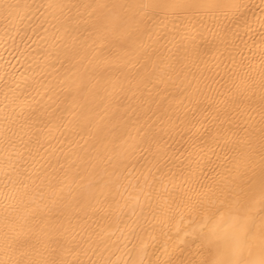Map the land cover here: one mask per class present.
<instances>
[{
    "label": "bare ground",
    "instance_id": "obj_1",
    "mask_svg": "<svg viewBox=\"0 0 264 264\" xmlns=\"http://www.w3.org/2000/svg\"><path fill=\"white\" fill-rule=\"evenodd\" d=\"M264 259V0H0V264Z\"/></svg>",
    "mask_w": 264,
    "mask_h": 264
},
{
    "label": "snow or ice",
    "instance_id": "obj_2",
    "mask_svg": "<svg viewBox=\"0 0 264 264\" xmlns=\"http://www.w3.org/2000/svg\"><path fill=\"white\" fill-rule=\"evenodd\" d=\"M253 264H264V259H261L258 262H253Z\"/></svg>",
    "mask_w": 264,
    "mask_h": 264
}]
</instances>
